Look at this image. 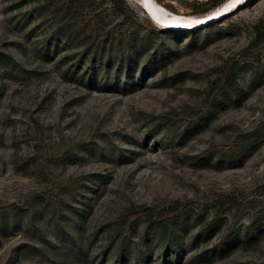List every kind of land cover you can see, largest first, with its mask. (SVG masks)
<instances>
[{
    "label": "rangeland",
    "instance_id": "374dc122",
    "mask_svg": "<svg viewBox=\"0 0 264 264\" xmlns=\"http://www.w3.org/2000/svg\"><path fill=\"white\" fill-rule=\"evenodd\" d=\"M44 1L0 0V264H110L111 224L126 207L176 200L188 221L175 248L164 249L141 221L135 231L150 264H264V222L244 228L264 220V37L254 39L264 0L194 30L162 27L140 0H125L151 45L116 87L80 77L83 45L61 42ZM154 1L169 13L201 8ZM55 34L60 44L46 52ZM224 66L238 74L222 91ZM187 111L193 119L184 128L161 119ZM246 130L256 131L251 149L233 161L200 155ZM228 193L238 201L219 207Z\"/></svg>",
    "mask_w": 264,
    "mask_h": 264
},
{
    "label": "trees",
    "instance_id": "16d2710c",
    "mask_svg": "<svg viewBox=\"0 0 264 264\" xmlns=\"http://www.w3.org/2000/svg\"><path fill=\"white\" fill-rule=\"evenodd\" d=\"M200 5L201 8L194 10L196 16L211 11L212 8L221 4L224 0H189ZM45 5L58 18L60 31L63 33L61 42L68 43L77 39L83 45V65L80 69V77L88 79L97 85L119 86L128 82V73L136 66L135 58L138 50L151 45L147 37L133 26L130 21L137 12L125 0H45ZM263 25L255 26V38L264 37ZM120 25L121 28L115 30ZM210 28H217V20L209 22ZM118 26V28L120 27ZM198 27L191 28L192 30ZM170 33H176L170 30ZM59 34H55V40L46 44V52L51 46L56 50L59 43ZM160 48L157 45L156 49ZM152 54L150 53L149 56ZM82 60V58L80 59ZM237 69L233 66L220 68L216 78L219 89L227 90L235 85L237 81ZM192 112L187 111L183 116H165L163 122L169 123L174 128H184L193 119ZM255 130L239 132L228 146H217L216 149H206L201 156H213L218 161H233L245 151L251 149V143L255 139ZM157 140V138H155ZM36 167L44 173L41 158H34ZM221 196V195H220ZM49 198L57 210L58 202L52 195ZM238 199L231 193L225 194L223 198L217 197L218 206L235 204ZM27 213L33 214L31 204H26ZM184 204L179 200L167 206H155L149 204H134L128 206L112 222L109 234L108 247L113 250L109 257L110 264H150L152 259L148 258L135 237V231L142 222L145 232L151 234L153 239L161 242L164 249L175 248L179 243L176 238L178 228L188 221V212ZM218 214L211 216L207 222H217ZM264 220H253L245 225V231L251 232L256 225ZM3 224V223H2ZM227 232L222 242H228Z\"/></svg>",
    "mask_w": 264,
    "mask_h": 264
},
{
    "label": "bare ground",
    "instance_id": "6f19581e",
    "mask_svg": "<svg viewBox=\"0 0 264 264\" xmlns=\"http://www.w3.org/2000/svg\"><path fill=\"white\" fill-rule=\"evenodd\" d=\"M247 0H224L221 4L216 6L211 11H214L215 14H225L232 10L233 8L239 6L240 4L246 2ZM141 6L144 8V10L147 12L148 16L157 24H159L162 27L169 28L171 27L170 24H182L185 21H188L192 16L190 15H183L178 13H169L167 10L162 8L157 2L154 0H140ZM199 17V16H195ZM211 22V21H209ZM192 23V22H190ZM202 25V24H201ZM199 26V25H198ZM196 26H190V27H174L179 29H190L194 28Z\"/></svg>",
    "mask_w": 264,
    "mask_h": 264
},
{
    "label": "water",
    "instance_id": "95a60500",
    "mask_svg": "<svg viewBox=\"0 0 264 264\" xmlns=\"http://www.w3.org/2000/svg\"><path fill=\"white\" fill-rule=\"evenodd\" d=\"M146 11H148V10L146 9ZM221 15L222 14H215L214 11H209V12L204 13L202 15H198L199 17H195L192 15V17L188 21H185L182 24H173L172 23L170 25H171V27H175V26L176 27H190V26H198V25L200 26L201 24L203 25V24L208 23L209 21L212 22V21L216 20ZM190 22H192V23H190Z\"/></svg>",
    "mask_w": 264,
    "mask_h": 264
}]
</instances>
